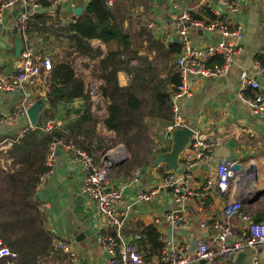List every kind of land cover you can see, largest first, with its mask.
Segmentation results:
<instances>
[{
	"label": "crops",
	"instance_id": "0c3cea01",
	"mask_svg": "<svg viewBox=\"0 0 264 264\" xmlns=\"http://www.w3.org/2000/svg\"><path fill=\"white\" fill-rule=\"evenodd\" d=\"M231 1L233 10L225 7L218 0H180L182 6L189 7L191 14L194 11L203 19L208 16L203 15V8L208 9L213 17L212 10H219L222 16H227L229 25L241 24L242 38L240 40L241 49L232 56L228 70L220 76L201 78L191 76L188 84L191 95L179 99L178 104L183 124L196 129L197 132L216 136L221 141L219 146L209 154L206 161L195 166L194 176L199 184L196 186L191 184L193 189L196 187L201 190L202 183L206 178L214 174L220 156H226L235 162L240 161L245 165L253 159L256 170L249 171L244 176L239 174L235 179L242 182L237 186L243 187L247 197L252 190L264 189V114L251 112L249 106L239 96L238 82L239 74L246 71L256 77L261 84H264V72L262 71V67H264V0ZM87 2L88 0H69L62 5L60 17L72 19L76 15L73 9L80 7L82 11ZM116 4L123 13L132 14L129 20L130 24L127 20L123 23L120 22L114 13H110L112 15L107 18V22L109 25L117 27L116 37L121 36L123 32L129 34L130 48L125 51H117L115 43L112 42L111 46L114 49L107 52L105 44L100 40L92 39L90 43L94 48L101 49V57L107 73L115 74L119 84L125 85L130 80L146 78L151 72L155 50L147 43L146 39L142 38L141 31L144 35L145 29L165 45L170 41L178 42V40H176L177 37L171 25L174 12L171 0H116ZM12 10L5 14L4 20L6 21L0 25V66L8 73H14L15 70L10 53L14 49V39L18 36L16 32L9 33L5 26V23L13 17ZM70 12H73L74 16L70 17ZM103 16L104 14L99 15V17ZM134 22L135 24H133ZM201 31L206 30L190 28L189 33L193 43L204 45L217 42L222 38L221 34L215 30L208 31L210 32L209 36L201 34ZM29 34L33 37L34 34L45 33L29 30ZM50 36L55 41L54 36ZM48 41L47 39L45 48L51 55L57 52L63 54L59 44L52 51ZM92 63L88 57L83 56H79L75 60L76 65L84 67L82 73L86 78V84L93 100L91 111L99 118L96 134L93 137V150L90 152L100 162L104 158L106 148H109V139L113 137L114 133L108 130L103 122L106 116V100L97 92L102 81L91 75ZM173 64L175 65L174 62ZM209 64L211 66L216 63L210 62ZM167 73L168 68L161 73V76ZM46 90L47 84L45 83L44 85L27 86L25 91L14 94L0 92V113L10 114L14 112L23 97H28L30 101H33L37 95H45ZM246 93L249 94L250 91L247 90ZM10 99L15 102H11ZM83 109V102L80 98H75L70 102H59L52 116H45L41 113L39 121L52 117L60 124L57 128H62L65 124L74 121L83 112ZM171 120L149 119L155 146L151 155L152 160L158 152L169 149L168 135L170 132L167 130V126ZM29 124L26 114H19L14 119L0 124V140L14 137L19 130ZM249 132L252 133V136L249 135ZM59 149L61 153L56 156L55 171L50 176L42 178L39 184L38 190H41L45 197V201L40 202L39 200V203L46 212L47 228L55 233L57 239L67 242L72 255L61 249L53 248L55 251L51 253L44 264H107V253L99 244L97 235L103 227L109 229L112 226L106 225V217L97 211L95 202L83 191V169L80 163L71 158V152L65 148L60 147ZM60 160L63 161L62 164L59 163ZM152 160L148 165L127 171H118L116 168V173H113L112 169L124 160L117 161L111 167V183L117 187H123V200L118 202L115 207L121 212L119 215V219L122 220L120 234L126 239L134 240L133 237L136 234L134 226L137 222L152 224L153 218L161 215L165 210L175 207L174 198L169 188H159L150 201H136L140 191L160 185L161 178L167 171L162 163L154 164ZM0 165L2 167L11 166L8 151H0ZM61 166L67 167L63 173L60 172ZM161 167L165 172L161 170ZM136 169L141 172L139 182L126 184L125 182ZM230 197L231 194L223 196L217 190H211L206 194L205 203L201 208L198 197H189L181 205L182 212L187 218L186 227H173L169 234L178 242L188 241L189 243L195 234L206 241L208 245L215 246L216 229L213 227L201 229L199 221L211 223L220 217L223 207ZM242 208L249 212L254 220L264 222V193L251 202L243 201ZM88 228L91 233L81 241H77L76 235ZM139 246L140 251L145 247L142 243ZM244 252L239 263L229 257L219 258L216 264H251L254 250L246 249ZM61 253L65 254L62 259L58 258V254ZM259 255L264 261V248L259 249ZM194 264L208 263L196 261Z\"/></svg>",
	"mask_w": 264,
	"mask_h": 264
},
{
	"label": "built area",
	"instance_id": "2783aa9c",
	"mask_svg": "<svg viewBox=\"0 0 264 264\" xmlns=\"http://www.w3.org/2000/svg\"><path fill=\"white\" fill-rule=\"evenodd\" d=\"M69 0H0V25L4 23L5 14L12 9H18L17 14L5 23L8 32H16L23 40L22 49L18 56L13 50L12 56L14 73H8L0 66V92L17 93L25 91L27 86L44 85L48 83L50 70L52 67L51 53L45 48L47 38L43 35L33 38L27 30V20L34 12H46L50 16H60L61 7ZM116 0H103L106 9L112 11ZM225 7L233 10L231 0H218ZM173 15L171 18L172 29L181 45L180 52L176 55L174 63L180 75V81L172 91V120L167 126L171 132L174 128L183 125L181 109L178 104L179 99L191 95L189 89V79L192 77L220 76L229 68L232 56L241 49L240 40L242 38L241 24L229 25L227 16H222L219 10H212L214 17L209 19H197L191 16L189 7L181 5L180 0H171ZM28 7L27 10H22ZM69 16H74L73 12ZM196 27L206 31H217L221 34V39L217 42L204 45L195 44L190 38V28ZM46 49V50H44ZM221 57V63L209 66L208 61L215 57ZM264 72V67H262ZM251 90V94L246 93ZM239 96L246 102L254 114H264V84L246 71L239 74L238 82ZM32 101L23 97L14 112L10 114L0 113V124L14 119L19 114H26V109ZM55 118L47 117L43 121H38L36 125L29 124L19 130L14 137H6L0 140V151H8L12 145L23 137L27 129L50 132L59 126ZM252 136V133L249 132ZM220 138L204 132H197L192 136L191 143L187 144L179 155L181 172L177 173L167 170L162 178L161 184L152 186L147 190L138 193L136 201H150L158 192L159 188H169L172 192L175 207L165 210L161 215L153 218L152 224L159 231V239L162 243L158 257L149 260L140 254L141 235L137 234L132 239H126L120 234L122 220L119 219V212L116 204L123 200V187H117L111 183L110 169L114 163L126 156L123 145L118 144L106 148L104 155L108 160L101 159L97 162L94 154L84 148L75 146L71 142L56 140L51 142L47 154L48 170L42 178L50 176L55 170L56 150L65 148L71 152V158L78 161L83 169V191L95 202L97 211L106 217V225L114 228L116 235L112 233H101L97 235L107 253V264H194L196 261L205 260L208 264H216L219 258H229L246 249H253L254 256L251 264H264L259 249L264 248V222L256 221L249 212L245 211L243 200L246 199L243 187L237 186L240 180H235L241 174H246L245 170H256V164L251 159L243 170L232 169L235 163L226 156H220L213 175H209L202 183L201 190L194 186L199 184L195 179V166L206 161L214 148L219 146ZM239 162V161H236ZM141 172L139 169L133 171L126 184L139 182ZM242 183V182H241ZM242 186V185H241ZM245 186V185H244ZM211 190H217L221 195L231 194L230 200L223 207L220 217L211 223L199 221L201 229L213 227L216 229L215 246L208 245L200 236H196L195 249L191 250L190 243L178 242L174 240L167 228H184L187 225V218L182 212V203L189 197L195 196L200 200L199 207L204 205L205 196ZM53 248L61 249L69 255L72 252L69 245L64 240L53 238L51 243ZM17 253L11 250L0 239V260L3 258H15ZM73 264V263H72Z\"/></svg>",
	"mask_w": 264,
	"mask_h": 264
},
{
	"label": "trees",
	"instance_id": "16d2710c",
	"mask_svg": "<svg viewBox=\"0 0 264 264\" xmlns=\"http://www.w3.org/2000/svg\"><path fill=\"white\" fill-rule=\"evenodd\" d=\"M203 10V15H208L206 19L213 18L208 9ZM110 13H114L122 23L131 19V14L123 13L116 1L110 11L105 8L103 0H88L83 10L72 19L34 12L27 20L28 31L54 34L61 40L59 46L63 51V54L57 52L51 57L52 67L45 93L49 105L42 114L52 116L59 102H70L75 98L82 99L84 109L74 121L62 128H54L50 132L27 129L24 136L8 150L11 166L0 165V239L17 256L3 258L0 264H44L55 251L51 243L56 235L47 228L45 209L36 196L42 176L48 170L46 160L51 142L61 140L89 152L93 150V137L99 118L91 111L93 100L86 78L75 68L77 57H88L93 62L91 75L102 81L97 92L106 100L103 122L114 133L108 146L123 144L129 153L127 159L112 169L113 173L117 172L116 168L127 171L148 165L155 147L149 119L169 121L172 118V91L180 81L173 62L180 52V43L170 41L165 45L145 29L144 35L141 31L142 38L155 50L150 75L120 85L115 74L107 73L101 49L94 48L90 43L92 39L100 40L107 52L114 49L112 42L117 51L130 48L129 34L123 32L116 37L117 27L107 22L112 15ZM100 14L104 16L99 17ZM191 16L203 18L194 11ZM221 60L220 56H215L208 61V65L210 62L220 64ZM167 68L168 73L161 76ZM134 227V237L141 235L137 241L146 247L139 250L141 255L149 260L158 257L162 243L156 226L137 222ZM100 232L116 235L112 227H103ZM63 256L64 253L58 254L60 259Z\"/></svg>",
	"mask_w": 264,
	"mask_h": 264
},
{
	"label": "water",
	"instance_id": "95a60500",
	"mask_svg": "<svg viewBox=\"0 0 264 264\" xmlns=\"http://www.w3.org/2000/svg\"><path fill=\"white\" fill-rule=\"evenodd\" d=\"M28 7L23 8L22 10H27ZM73 11L76 14H79L81 12V8L77 7L75 9H73ZM18 12V9H14L12 10L11 14L14 17ZM201 34H204L206 36L210 35V32L208 31H201ZM177 40V39H176ZM22 45H23V40L22 38H20L19 36H16L14 39V49H13V53L15 56H18L20 54V51L22 49ZM48 100L47 97L45 95H41L38 98H36L35 100H33L31 102V104L28 106V108L26 109V116L28 118V121L31 125H36L39 121L40 115L41 113L44 111L45 108L48 107ZM195 129L183 124L181 126H178L176 128H174L168 135L169 141H170V146L169 149L163 152H158L157 155L154 156L152 162L154 164L157 163H162L166 170H172L175 171L177 173L181 172L182 167L179 164V155L180 152L182 151V149L189 143H191L192 141V136L194 134ZM56 155L61 153V150L59 148H57L56 150ZM104 160H108V156L104 155ZM122 161V160H120ZM62 160L59 161L60 164H62ZM121 163V162H120ZM245 164H243L242 162H235L232 165V169L233 170H237V171H241L243 170L246 166H244ZM67 170L66 166H61L60 168V172L63 173L64 171ZM246 173L249 172L250 167H247L246 169H244ZM262 193H264V189L262 190H252L251 192H249L247 199H244V202H251V200L258 198ZM37 198L40 200V202H44L45 201V197L43 195V192L41 190H38L36 193ZM172 231V228L168 229V233H170ZM91 230L90 228L83 230L82 232L78 233L76 235V240L77 241H81L82 239L85 238V236L87 234H90ZM195 241H196V235L194 234L191 238L190 241V248L191 250L195 249ZM245 254L244 251L231 256L230 258H234L236 262H240L241 259L243 258V255ZM203 262H205V260H201Z\"/></svg>",
	"mask_w": 264,
	"mask_h": 264
},
{
	"label": "rangeland",
	"instance_id": "374dc122",
	"mask_svg": "<svg viewBox=\"0 0 264 264\" xmlns=\"http://www.w3.org/2000/svg\"><path fill=\"white\" fill-rule=\"evenodd\" d=\"M128 11H129V10H128ZM130 14H131V13H130ZM134 14H136V13H134ZM131 15H132V14H131ZM148 17H149V16H148ZM128 23H129V21H128ZM129 24H130V23H129ZM133 24H135V22H134ZM43 35H45V37L49 40V41H48V45L52 48V51L55 50V49H56V45L59 44V43L61 42V40H59V38H57L54 34H50V35H53V36H54L55 41H53V40L51 39V36H50L49 34H34L33 37H34V38H38V37L43 36ZM62 40H63L64 42L66 41L64 38H63ZM53 54H55V53H52L51 57L53 56ZM75 68H76V70H77L78 73L83 74V73H82V72L84 71V67H83V65L78 66V65L75 64ZM10 100H12L11 102L14 101L13 99H10ZM15 100H17V99H15ZM18 100H19V99H18ZM14 102H15V101H14ZM124 148H125V147H124ZM125 151H126V156H125L123 159H127L128 156H129V153H128V151L126 150V148H125ZM111 169H112V168H111ZM111 169H110V174H111ZM161 170H162L163 172H165V170H164L163 167H161Z\"/></svg>",
	"mask_w": 264,
	"mask_h": 264
}]
</instances>
